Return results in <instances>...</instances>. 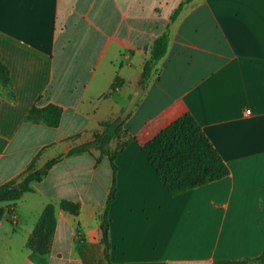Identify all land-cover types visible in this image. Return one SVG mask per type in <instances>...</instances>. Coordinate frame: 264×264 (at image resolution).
<instances>
[{
  "label": "crops",
  "instance_id": "obj_1",
  "mask_svg": "<svg viewBox=\"0 0 264 264\" xmlns=\"http://www.w3.org/2000/svg\"><path fill=\"white\" fill-rule=\"evenodd\" d=\"M0 61L14 93L13 101L0 95V186L31 162L37 169L60 157L0 221V264H249L262 252L264 0H0ZM136 86L143 92L109 144L126 142L108 262L101 214L109 160H96V149L67 152L120 119ZM177 99L229 173L173 195L133 137ZM49 103L62 110L56 127L26 121L33 105ZM62 199L77 202L78 214L60 209ZM48 203L56 226L39 254L26 240Z\"/></svg>",
  "mask_w": 264,
  "mask_h": 264
},
{
  "label": "trees",
  "instance_id": "obj_2",
  "mask_svg": "<svg viewBox=\"0 0 264 264\" xmlns=\"http://www.w3.org/2000/svg\"><path fill=\"white\" fill-rule=\"evenodd\" d=\"M180 6L172 18H175ZM165 34L156 42L150 59L145 63L142 71L141 83L148 78L156 60L163 52ZM115 85L111 86L113 89ZM0 95L8 100H14L10 74L8 68L0 61ZM61 107L49 103L45 106L33 105L26 114V121L56 127L61 117ZM123 121L116 119L104 123L102 130L96 133L92 140L71 148L67 154L99 151V160L107 156L112 181L109 188L104 210L101 214V229L106 231L109 225V207L116 194V177L118 166L117 156L126 145L122 142L115 149L110 148V142L121 132ZM146 159L156 171L165 188L173 195L191 188L221 179L229 173L228 167L208 140L199 124L191 114L183 100L177 99L166 107L156 117L148 121L133 137ZM60 157L48 160L42 167L35 169L31 162L22 177L17 181L10 180L0 186V221L23 193L32 190V183L40 181ZM17 183V190L8 187ZM58 207L63 211L77 215L80 205L70 200H59ZM56 226L55 204L48 203L42 209L39 218L26 240V247L35 253L44 254L50 250L54 229ZM103 240V239H102ZM109 244L105 247V256L109 262ZM109 264V263H108ZM249 264H264V246L262 252L249 260Z\"/></svg>",
  "mask_w": 264,
  "mask_h": 264
},
{
  "label": "water",
  "instance_id": "obj_3",
  "mask_svg": "<svg viewBox=\"0 0 264 264\" xmlns=\"http://www.w3.org/2000/svg\"><path fill=\"white\" fill-rule=\"evenodd\" d=\"M142 92H143V90L139 86H136L134 88L133 93L131 94L126 106L124 107V109L120 115V120L123 121L129 115V113L132 111V108L134 107L135 103L137 102V100L140 97ZM17 189H18L17 183H14L10 187H8V190H17ZM101 231H102V238L104 240V243H105V245H107L108 244L107 231L105 228H102Z\"/></svg>",
  "mask_w": 264,
  "mask_h": 264
},
{
  "label": "built area",
  "instance_id": "obj_4",
  "mask_svg": "<svg viewBox=\"0 0 264 264\" xmlns=\"http://www.w3.org/2000/svg\"><path fill=\"white\" fill-rule=\"evenodd\" d=\"M249 112H250V110H249V109H247V110H246V113H249Z\"/></svg>",
  "mask_w": 264,
  "mask_h": 264
}]
</instances>
